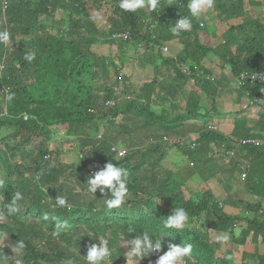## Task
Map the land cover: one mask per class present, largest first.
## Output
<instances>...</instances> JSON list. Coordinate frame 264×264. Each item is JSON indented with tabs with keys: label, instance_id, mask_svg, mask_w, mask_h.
<instances>
[{
	"label": "trees",
	"instance_id": "trees-1",
	"mask_svg": "<svg viewBox=\"0 0 264 264\" xmlns=\"http://www.w3.org/2000/svg\"><path fill=\"white\" fill-rule=\"evenodd\" d=\"M88 1L93 9L101 8L100 0H0V32L7 31L11 37L8 43L0 42V240L7 236L15 245L22 240L24 264H87V247L99 246V238L106 239L111 250L105 260L126 264L131 257L125 246L130 249L129 240L144 232L162 241L159 253L144 258L159 257L169 244H191L192 255L183 264H264V219L238 218L225 211L208 190L196 200L186 198L183 182L176 179L193 176L202 158L216 157L213 146L225 143L222 156L227 160L217 164L219 171L214 172L216 181L226 182L225 203L243 205L241 198L231 201L227 192L230 179L244 171L247 190L264 200V145L231 144L240 138L264 137V103L252 101L254 95L264 98V82L241 78L245 73L264 71V23L251 16L244 0H215V16L227 26L223 47L216 49L202 41L200 34L207 23L204 14L191 17L190 0H160L156 11L145 7L135 12L122 10L119 0H103L111 6L109 26L103 31L91 19ZM57 9L67 13L68 21L57 16L50 21L41 18L53 16ZM184 16L192 20V29L173 35L171 27ZM231 20L236 21L229 24ZM120 31H128L130 39L112 38ZM171 40L178 41L181 50L174 58L162 57V45ZM97 41L116 44L115 57L96 55L91 45ZM233 43L231 51L228 47ZM138 46L146 48L142 53L155 74L136 90L124 78L119 82L118 75L126 69L123 58L129 49ZM33 52L35 59L25 60ZM209 53L217 55L219 66H228L230 71L212 76L213 70L203 63ZM109 62L114 83L109 78ZM184 62H190L194 71L189 67V74L182 72L179 63ZM162 65L174 75L159 78ZM202 70L210 76L200 75ZM191 78L196 90H189L182 111L171 115L169 111L178 108L181 87ZM236 78L241 81L237 87L231 84ZM10 93L14 94L11 101L7 99ZM218 95L241 108L230 114L232 129L226 134L208 128L215 115H225L218 111ZM203 96L210 101L209 108H203ZM249 101L252 104L242 107ZM163 102H169L168 109ZM152 103L162 106L159 112ZM254 117L263 120L259 128L250 120ZM137 129L145 131L130 136ZM189 130L197 135L191 148L197 161L186 165L184 174L181 168L158 171L157 164L171 145L164 144V135L186 137ZM59 134L65 144L78 142L84 154L76 162L60 161L61 148L49 147ZM146 138L152 141L139 147V139ZM31 140L36 144L29 147ZM120 147L126 148L123 156L117 155ZM228 149H233L232 156ZM109 162L128 172V195L115 209L106 206L107 188L103 194L99 189L95 194L88 191L90 170L98 171ZM16 192L22 199L16 202L18 211L10 214ZM57 197H64L67 204L58 206ZM155 198L160 202H153ZM243 206L248 212L264 209L262 203L245 202ZM175 208L185 209L189 222L197 225L165 228L164 221ZM240 223L243 226L236 235L235 226ZM211 232H227L236 245L247 244L249 237L260 238L263 251L242 252L239 260L231 249L219 255Z\"/></svg>",
	"mask_w": 264,
	"mask_h": 264
},
{
	"label": "rangeland",
	"instance_id": "rangeland-1",
	"mask_svg": "<svg viewBox=\"0 0 264 264\" xmlns=\"http://www.w3.org/2000/svg\"><path fill=\"white\" fill-rule=\"evenodd\" d=\"M244 1L246 4V9L251 14V16L252 15L253 17L256 16L255 19L257 18L259 22L264 23V0H244ZM86 4L87 6H89L90 17L95 22L94 24L96 25V27L100 29L101 31L107 29L109 26V23L107 21V16L110 15L111 6L108 3H105L103 0H100V6H101L100 9L98 7L97 9L96 8L93 9L94 4L89 3V1L86 2ZM201 14H204L203 21L207 23V26L201 31V34H200L202 41L204 43H207L211 47L219 49V47L222 45L224 41L223 36L224 34H226V29H227L226 24L215 16V11L213 9L203 11ZM56 16L57 18H62V19L65 18L66 21H68L67 13L63 12V10L61 9L55 10L53 13V16L49 18L44 17V16H41V18L42 19L44 18L43 20L45 21H50V20H57ZM235 21L236 20H231L228 23L231 24ZM65 24L66 22H64V25ZM166 43H167L166 45L168 49L166 51L161 50L160 55L162 57H173L174 58L177 55L178 51L181 50L182 45L178 41H175V40L174 41L171 40ZM134 48L129 49L127 56L123 58V60H125L124 61L125 64L127 65L126 69H124L123 72H124V80H126V83L131 84L137 90L138 87L142 85V83L152 79L155 72H154V68L145 61V57H144L145 55L142 52L146 51L145 50L146 48H144V46H138ZM228 48L231 51H234L235 44L234 43L231 44V46H229ZM91 49L96 55L113 56V57H115L114 55L117 51L116 44H110V43L101 42V41L92 43ZM207 57H208L207 59L208 65L209 67L212 68L211 70H213L211 73L212 76H218L222 72L228 73V71H230L228 66H224V67L219 66L220 60L217 57V55H215L214 53H209L206 56V58ZM186 65L191 67V70L194 71V66L190 62L179 63V67L181 68ZM108 66L110 70V74H109L110 81L114 83V77H115V74H114L115 72L113 71L114 69L111 66L110 62ZM97 73L99 75L101 74V71ZM167 74L174 75L171 68L167 67L166 65L165 66L162 65L161 69L159 68V71H158L159 78L168 79L167 77H165ZM98 75L96 76L97 79H95L96 84H98ZM200 75H203V77L205 78L210 76L208 75V73H205L203 70H202V73H200ZM192 89L196 90V84L193 78L188 79L181 87L178 98H177V103H176L178 105V108L173 111L170 110L169 113L171 115H174L175 113H180L182 111L185 96L187 92ZM220 97L221 99L218 100V105H219L220 112L225 113L224 118H222L220 115H215L212 120L219 123L220 129H222V132H225V131L230 130L229 129L231 126L230 123H232L230 119L231 118L230 114L236 111L237 109H241V108L240 106H237L234 103H232V101H229L226 97L224 96H220ZM203 100H204V103L202 104L203 108L204 107L209 108L210 101L208 99H205L204 96H203ZM151 105H153L152 106L153 110L158 111V112L162 108L161 105H163V107L167 109L170 106L169 102H166V103L163 102L161 105H158V106L153 103ZM257 117H254L250 120H252V124H255L256 128H259L260 125H262L261 121L263 120L261 121L253 120V119H257ZM224 119H225V122H224ZM227 123L229 124L227 125ZM144 131L145 130L137 129V131L134 134L132 133L130 136H134L137 132H140L142 134V132ZM189 131L190 132L187 133L186 135L187 137H185V140L187 141L183 142L185 144L184 146L178 145L175 143V142L179 143L181 141V138L178 137V136H181V134L164 135V137L169 138L171 140V145L170 147L167 146L168 149H167L165 156L159 162V164H157L156 169L158 171L160 168V170H163V171L170 170L172 172H177L179 168H181L183 169L182 174H184V169L186 165L194 164V162L197 161L195 160V158H197L196 156L197 153H194V148L193 150H191L194 144H196L194 142V139L197 137V135L194 134L193 130H189ZM55 138L56 140L51 141L49 144V147L54 148L58 146L61 148L62 153H60L59 155V160L61 159L60 161L76 162L78 158H80V156L84 154V152L81 151V149L79 148V144L77 141L70 140V141H67L68 143L65 144L63 140L64 138L60 134L56 135ZM149 139L150 138L143 139L141 142L139 139V143H137L138 146L141 147L143 144L149 143ZM15 142H17V140ZM33 144H36V140L34 141L31 140V142L27 143L29 147H32ZM214 147H215L214 149L215 151L214 150L213 151L216 157H214L213 160H206V159L203 160L204 158H202L201 162L198 163V167L196 169L195 174H193V176L188 177V176L182 175L181 177L176 178L183 182L182 190L184 192L185 197L186 198L191 197L194 200H196L198 199L197 197L199 196V194H203L204 191L208 190L213 193V195L216 198V201L222 206V208L225 211L238 216V218H243L245 216L247 217L257 216L259 219L261 218L264 219V209L262 208L259 209L256 213L253 211L248 212L247 210H245L246 208L245 206H243L245 202H249L251 204L262 203L264 205V200H262L260 197L255 196L254 194H252L250 191L247 190V187L245 186V182L241 178H239L240 176H238L239 175L238 173H237V176H235L233 180L230 179V184L232 186H231V189L228 190L227 193L231 201L233 200L237 201V199L241 198L243 200L242 202L243 205L241 206V204H239L235 206H232V205L228 206V203H225L226 199H224V197L226 196V190L224 189V184L226 182L224 180H222L221 182L216 181L214 172L218 173L217 171L219 170H217L218 168L216 169V166H218L217 164L225 163L227 158L222 156V153L224 151L222 147L217 146V145L213 146V148ZM163 171H160V172L162 173ZM152 201L153 202L156 201L157 203L160 202V200L156 198L152 199ZM1 221H7V219L1 218ZM243 223L246 224V222L244 221ZM188 224L197 225V222H188L186 225L188 226ZM242 226L243 225L241 223L240 225L235 226L236 235L239 233L238 228H241ZM224 235H227L229 237L227 241L217 240V237L224 236ZM210 236L213 242H216L218 244V248H219L218 254L219 255L223 254L226 249H231L235 253V259L239 260L240 253L242 252L244 253L247 251L248 253H253V252L260 253L263 251L262 241L260 240V238L254 240L249 237L246 241L247 244L236 245L233 242V239L231 238V236L227 232H219V233L211 232ZM36 243L38 245H42V241H37ZM121 245H126V244L122 241ZM2 247H7L9 250L1 251ZM14 248H15V244L13 243V241L10 239H7V236H3V238L0 240V264H3V257L8 261V264H16L17 261H19V264H24L20 258L21 252H16ZM68 250L74 251L73 247H69ZM124 250L127 254H129V249H126V246ZM130 257L131 258H129V262L126 264H156V260L158 259L157 256H150L149 259L141 258L140 260L138 257L133 256V255H130ZM105 259L102 261L103 264H113L109 260H105ZM65 261L69 262V259H66Z\"/></svg>",
	"mask_w": 264,
	"mask_h": 264
},
{
	"label": "clouds",
	"instance_id": "clouds-1",
	"mask_svg": "<svg viewBox=\"0 0 264 264\" xmlns=\"http://www.w3.org/2000/svg\"><path fill=\"white\" fill-rule=\"evenodd\" d=\"M214 5H215V0H190V3L188 4V9L190 11L191 17L198 18L203 11L212 9ZM119 7L126 12H135L145 7H147L149 11H156L160 7V0H119ZM191 29H192V20L188 16H184L176 21V24L173 27H171L170 31L172 32L173 35L178 36L181 31H189ZM10 39H11L10 34L7 31L0 32V42L8 43L10 42ZM24 58L28 62H31L35 59V53L34 52L27 53ZM126 67L127 65L125 66V68ZM120 73L122 74V78H124L123 69L119 72V74ZM232 82L231 84H233ZM7 99L9 101L14 99V94L10 93ZM25 117L27 116L25 115ZM212 123H215L217 127L216 129H211V130H217L222 132V129H220L219 127V123L213 120H210L208 124V128L209 125ZM178 137L181 138V141L179 143L175 141L174 142L178 145H185L183 143L187 141L185 140V137H181V136ZM254 138H264V137H254ZM162 140L164 144L171 143V140L169 138L164 137L162 138ZM151 141L152 139L149 140V142ZM231 144L235 145L234 141L231 142ZM222 145H221L222 149H226L225 143ZM121 150H124V153L122 152L119 155L118 152ZM125 152H126V148L124 147H120L117 149L118 156H123ZM89 173L91 176H89L87 183H88V191L90 193L95 194L97 189H99L100 193L103 194L105 192V188L109 190L110 198L107 199L105 202L107 208L109 209L119 208L125 203V198L128 195V188H127L128 172L125 168L114 166L111 162H109L106 163L103 166V168H101L100 170L96 171V169L93 168L90 170ZM242 180L244 181L245 179ZM20 199H22L21 194L19 192H16L13 195L11 204L9 206L10 214L18 211V208L15 205L16 202L19 201ZM56 204L58 206L63 207L67 204V201L64 197H57ZM188 222H189V218L186 210L183 208H175L174 210H172L171 214L168 215L166 220L164 221V227L182 229ZM55 234L59 235L58 232ZM228 239L229 237L227 235L217 237V240L219 241H227ZM128 245L131 246L129 249V254L138 257L140 260L141 258L147 257L150 253L153 252L159 253L161 251L162 241L160 239L156 240L155 238L150 237L148 233L144 232L142 233V235H136L133 239H130ZM24 248H25V244L21 240V241H17L14 250L16 252H20ZM110 255H111V250L109 249L108 241L106 239L101 240L99 238V246H97L96 244H90L87 247V253L84 256L86 257L87 264H101V262ZM191 255H192L191 244H183L182 246L169 244L167 251L163 252L162 255H159L158 259L156 260V264H183L184 258H190ZM3 264H8V261L4 257H3ZM16 264H19V261H17Z\"/></svg>",
	"mask_w": 264,
	"mask_h": 264
},
{
	"label": "built area",
	"instance_id": "built-area-1",
	"mask_svg": "<svg viewBox=\"0 0 264 264\" xmlns=\"http://www.w3.org/2000/svg\"><path fill=\"white\" fill-rule=\"evenodd\" d=\"M112 38H114L115 40H120V39H128L129 40L130 39V35H129L128 31H120V32L114 33L112 35ZM161 48L164 51H166L168 49L166 44L162 45ZM0 69H1V66H0ZM182 72H184L186 74H189L190 73L189 66H183L182 67ZM241 78L244 79V80L249 79L251 82H264V71H261V72H257L256 71V72L252 73L251 75H248L247 73H245V74L241 75ZM121 80H122V74L120 73L118 75V81L121 82ZM240 83H241V81L238 78H236L233 81V86L237 87ZM252 101L257 103L256 105H258L260 103H264V98L254 95V98H253ZM249 104H252L251 101H249L247 104H243L242 107L247 108V105H249ZM216 127L217 126H216L215 123H212V124L209 125L210 129H216ZM245 143H251L253 145H262V144H264V138L238 139L237 142H234V144L236 146H239L240 144H245ZM122 152L124 153V150L119 151L118 152L119 155ZM227 153L232 156L234 151L233 150H228ZM241 177H242V179H245L246 171L242 172Z\"/></svg>",
	"mask_w": 264,
	"mask_h": 264
},
{
	"label": "crops",
	"instance_id": "crops-1",
	"mask_svg": "<svg viewBox=\"0 0 264 264\" xmlns=\"http://www.w3.org/2000/svg\"><path fill=\"white\" fill-rule=\"evenodd\" d=\"M207 59H208V57L206 58H204V61H203V63H204V65L206 66V67H209V65H208V62H207ZM210 69H212L211 67H209ZM223 96V95H222ZM225 97V96H224ZM221 99V97L218 95L216 98H215V100H216V104H217V108H218V111L220 112V109H219V105H218V100H220ZM203 102H204V100H202ZM225 101V100H224ZM231 103V102H230ZM231 106V105H230ZM220 113H222V112H220ZM249 116H251L250 114H251V112H249V113H247ZM231 119V122H232V120H233V118H230ZM224 122H225V120H224ZM229 124V123H228ZM226 128V127H225ZM229 129H232V126H230V128ZM226 132V131H225Z\"/></svg>",
	"mask_w": 264,
	"mask_h": 264
}]
</instances>
